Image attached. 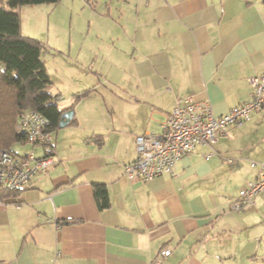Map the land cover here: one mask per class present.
<instances>
[{
    "label": "crops",
    "instance_id": "crops-1",
    "mask_svg": "<svg viewBox=\"0 0 264 264\" xmlns=\"http://www.w3.org/2000/svg\"><path fill=\"white\" fill-rule=\"evenodd\" d=\"M87 4L82 50L72 28L59 53L71 77L52 75L42 52L49 91L74 115L34 148L53 160L48 172L0 194V264H264V193L234 207L264 161V108L183 156L173 175H124L136 137L159 134L179 99L209 102L216 117L250 99L248 80L264 71V0Z\"/></svg>",
    "mask_w": 264,
    "mask_h": 264
},
{
    "label": "built area",
    "instance_id": "built-area-1",
    "mask_svg": "<svg viewBox=\"0 0 264 264\" xmlns=\"http://www.w3.org/2000/svg\"><path fill=\"white\" fill-rule=\"evenodd\" d=\"M248 81L250 99L222 116H214L209 102H199L191 97L179 99L159 134L147 133L136 137L137 158L124 166L126 178L147 182L159 176L173 175L177 162L183 156L192 154L198 146L216 144L231 126L250 121L264 108V71ZM17 133L22 144H29L33 149L26 154L0 152V193L22 189L36 173L46 174L53 163L49 155L38 157L34 150L36 147L47 148L53 142L50 122L44 115L32 109L24 111L19 118ZM213 154L214 151L207 158ZM251 166L258 168L257 176L240 190V200L235 208L241 204H253L255 197L264 193V161L254 162ZM168 254V249L161 253L162 256Z\"/></svg>",
    "mask_w": 264,
    "mask_h": 264
},
{
    "label": "trees",
    "instance_id": "trees-1",
    "mask_svg": "<svg viewBox=\"0 0 264 264\" xmlns=\"http://www.w3.org/2000/svg\"><path fill=\"white\" fill-rule=\"evenodd\" d=\"M59 1L6 0L5 5L0 6V152H13L14 143H22L17 127L24 111L32 109L40 112L49 120L51 131L59 127L61 115L65 112L60 109L57 96L49 91L51 82L42 58L45 46L21 33L17 10L22 6ZM94 193L99 208H108L110 203L106 187L97 184Z\"/></svg>",
    "mask_w": 264,
    "mask_h": 264
},
{
    "label": "rangeland",
    "instance_id": "rangeland-1",
    "mask_svg": "<svg viewBox=\"0 0 264 264\" xmlns=\"http://www.w3.org/2000/svg\"><path fill=\"white\" fill-rule=\"evenodd\" d=\"M87 1L60 0L55 4L22 6L21 12L19 9L21 33L44 44L47 51L43 52V56L47 58L48 68L52 75L58 72L60 79L70 78V74L76 70L70 65V61H66L65 57L59 53L61 49H66L65 54H68L71 41L69 42V33L65 35L72 28L78 30L75 46L71 44L74 46V53L79 54L82 50L85 31L89 29L92 14L87 8ZM5 2L6 0H0V5H5ZM102 6L103 4H99L100 8ZM56 46L59 48H55ZM32 149L31 145L20 142L14 143L12 147V150L18 154L27 153Z\"/></svg>",
    "mask_w": 264,
    "mask_h": 264
},
{
    "label": "water",
    "instance_id": "water-1",
    "mask_svg": "<svg viewBox=\"0 0 264 264\" xmlns=\"http://www.w3.org/2000/svg\"><path fill=\"white\" fill-rule=\"evenodd\" d=\"M74 115V111L73 110H68V111H65L63 112V114L61 115V118H60V122H59V127H64L66 126L70 120L72 119Z\"/></svg>",
    "mask_w": 264,
    "mask_h": 264
}]
</instances>
